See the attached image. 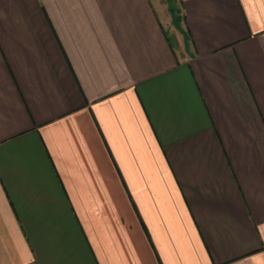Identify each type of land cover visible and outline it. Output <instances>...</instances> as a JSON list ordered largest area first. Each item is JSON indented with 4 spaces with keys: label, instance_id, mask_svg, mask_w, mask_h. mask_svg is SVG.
<instances>
[{
    "label": "crops",
    "instance_id": "obj_1",
    "mask_svg": "<svg viewBox=\"0 0 264 264\" xmlns=\"http://www.w3.org/2000/svg\"><path fill=\"white\" fill-rule=\"evenodd\" d=\"M171 1L0 0V264H264V0Z\"/></svg>",
    "mask_w": 264,
    "mask_h": 264
},
{
    "label": "rangeland",
    "instance_id": "obj_2",
    "mask_svg": "<svg viewBox=\"0 0 264 264\" xmlns=\"http://www.w3.org/2000/svg\"><path fill=\"white\" fill-rule=\"evenodd\" d=\"M161 1V3L163 4V5H167L168 7H169V3L171 2L172 3V1L171 0H160ZM166 6V7H167ZM168 12H170L169 10H168ZM169 14V13H168ZM173 14V13H172Z\"/></svg>",
    "mask_w": 264,
    "mask_h": 264
}]
</instances>
